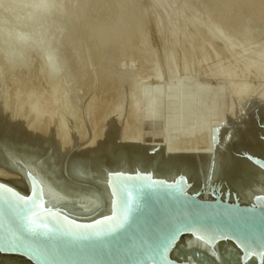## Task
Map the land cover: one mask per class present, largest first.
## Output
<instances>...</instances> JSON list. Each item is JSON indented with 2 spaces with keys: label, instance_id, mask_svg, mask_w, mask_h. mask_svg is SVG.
<instances>
[{
  "label": "rangeland",
  "instance_id": "374dc122",
  "mask_svg": "<svg viewBox=\"0 0 264 264\" xmlns=\"http://www.w3.org/2000/svg\"><path fill=\"white\" fill-rule=\"evenodd\" d=\"M63 1L51 0L44 21L0 5L2 131L50 145L62 161L108 155L127 137L144 147L171 138L192 157L238 131L262 137L264 0Z\"/></svg>",
  "mask_w": 264,
  "mask_h": 264
},
{
  "label": "water",
  "instance_id": "95a60500",
  "mask_svg": "<svg viewBox=\"0 0 264 264\" xmlns=\"http://www.w3.org/2000/svg\"><path fill=\"white\" fill-rule=\"evenodd\" d=\"M264 141V130L261 131ZM0 256L32 264H264V151L234 147L224 195L192 159L131 144L71 159L0 133Z\"/></svg>",
  "mask_w": 264,
  "mask_h": 264
},
{
  "label": "bare ground",
  "instance_id": "6f19581e",
  "mask_svg": "<svg viewBox=\"0 0 264 264\" xmlns=\"http://www.w3.org/2000/svg\"><path fill=\"white\" fill-rule=\"evenodd\" d=\"M53 1H55V0H52V2ZM59 1V0H58ZM85 2L87 1V0H84ZM90 1V0H89ZM121 1V0H120ZM51 2V0H0V5L1 6H3V7H8L9 9H10V11L12 10V12L14 11V13H15V11L16 12H23L24 13V16L26 17L25 19L28 21V20H33L34 18H35V20L36 21H38V20H43L41 17H48V15H50V16H52L51 15V6H52V2ZM61 2V1H60ZM63 2H65V0L63 1ZM68 2H69V0H68ZM88 2V1H87ZM92 2V1H91ZM94 2V1H93ZM122 2V1H121ZM54 3V2H53ZM98 3V2H97ZM125 3V2H124ZM123 3V4H124ZM55 4H57L56 2H55ZM62 4V3H61ZM61 4H60V6H59V8L61 7ZM73 4H74V2H73ZM89 4V3H88ZM117 4H118V2H117ZM122 4V5H123ZM64 5V4H63ZM92 5V4H91ZM94 5H96V3H94ZM114 5H116V4H114ZM114 5H113V7H114ZM128 5V4H127ZM196 5H198V4H196ZM74 6V5H73ZM73 6L70 8V9H73ZM119 6H121L120 4L118 5V7ZM132 5H128V7L130 8ZM175 6V5H174ZM127 7V8H128ZM1 8V7H0ZM56 8V6H54V9ZM58 8V9H59ZM85 8H86V6H85ZM112 8V7H111ZM131 8H132V10H131ZM129 10H131V11H135V10H133L134 9V7H131ZM53 9V8H52ZM53 9V10H54ZM63 9H65V8H63ZM76 9V8H75ZM87 9V8H86ZM123 11H125L124 9L125 8H121ZM1 10H5V9H1ZM60 10V9H59ZM74 10V9H73ZM89 10V9H88ZM119 10H120V7H119ZM129 10H127V12H129ZM10 11L8 10V12L10 13ZM57 11L58 10H56L55 9V11L54 12H56L57 13ZM80 11V10H79ZM78 11V12H79ZM113 11V10H112ZM53 12V11H52ZM67 12V11H66ZM68 12H70V11H68ZM74 12V11H73ZM92 12V11H91ZM90 12V13H91ZM4 13V12H3ZM77 13V12H76ZM123 13V12H122ZM138 13V12H137ZM136 13V14H137ZM13 14V13H12ZM19 14V13H18ZM18 14L16 15V17H18ZM63 14H65V11H63ZM67 14V13H66ZM74 14H75V12H74ZM119 14H121V13H119ZM128 14V13H127ZM170 14V13H169ZM59 15V14H58ZM58 15L56 14V16L58 17ZM71 15V14H70ZM73 15V14H72ZM75 15H77V14H75ZM92 15V14H91ZM117 15V14H116ZM128 15H130L131 16V14H128ZM247 15V14H246ZM20 16H22V14L20 13ZM38 16L40 17V19H36V18H38ZM80 16V15H79ZM110 16V15H109ZM124 15H122L121 16V19H122V17H123ZM135 16V15H134ZM134 16H131L132 18L134 17ZM138 16V15H137ZM141 16V15H140ZM139 16V17H140ZM23 17V16H22ZM55 17V16H54ZM53 17V18H54ZM61 17V18H60ZM87 17V16H86ZM160 17V16H159ZM45 18V19H46ZM52 17H50V18H48L49 20L47 21V22H51V19H53ZM59 18L60 19H64L63 18V15H62V13H60V16H59ZM58 18V19H59ZM68 18H70L69 16H68ZM67 18V19H68ZM76 18V17H75ZM79 18V17H78ZM81 18V17H80ZM109 18V17H108ZM113 18V17H112ZM117 18H119V17H117ZM131 18V19H132ZM22 19V18H21ZM56 19V18H55ZM71 19V18H70ZM69 19V20H70ZM103 19V18H102ZM129 20H130V18H128ZM23 20V19H22ZM26 20H24V22L26 21ZM65 20V19H64ZM64 20H62V22L64 21ZM72 20V19H71ZM117 20V19H116ZM115 20V21H116ZM123 20V19H122ZM126 20V19H125ZM138 20V19H137ZM136 19H135V22L137 23V22H139V21H141V20H139V21H137ZM143 20V19H142ZM44 21V20H43ZM56 21V20H55ZM54 20H52V22H55ZM59 21V20H58ZM61 21V20H60ZM118 21V20H117ZM117 21H116V23H117ZM132 21H134V19L132 20ZM132 21H130V22H132ZM35 22V21H34ZM33 22V23H34ZM57 22V21H56ZM65 22H67V21H65ZM93 22V21H92ZM97 22V21H96ZM28 23V22H27ZM69 23V22H68ZM98 23H99V21H98ZM116 23H114V24H116ZM126 23V22H125ZM124 23V24H125ZM67 24V23H66ZM95 24V23H94ZM139 24V23H138ZM68 25V24H67ZM66 25V26H67ZM97 25V24H96ZM99 25V24H98ZM111 25V24H110ZM118 25H123V24H121V23H119ZM130 25V24H129ZM133 25V24H132ZM131 25V26H132ZM102 26H104V25H102ZM134 26V25H133ZM96 27V26H95ZM98 27V26H97ZM96 27V28H97ZM100 27V26H99ZM107 27V26H106ZM111 27V26H110ZM115 27H116V25H115ZM125 27V26H124ZM127 27V26H126ZM125 27V28H126ZM95 28V29H96ZM104 28H105V26H104ZM117 28V27H116ZM118 28H120V30L122 31V29H121V27H118ZM123 28V27H122ZM129 28H131L130 26H129ZM133 28V27H132ZM132 28H131V31H132ZM3 29V28H2ZM78 30H79V28H78ZM112 30V29H111ZM110 30V31H111ZM114 30V29H113ZM119 30V31H120ZM120 31V32H121ZM124 31H125V29H124ZM123 32V31H122ZM126 33L128 32V31H125ZM73 33V32H72ZM103 33H104V30H103ZM108 34H109V32H107ZM117 33H118V31H117ZM129 33V32H128ZM132 33V32H131ZM51 34V33H50ZM93 34V33H92ZM115 34H116V31H115ZM124 34V33H123ZM133 34V33H132ZM4 35V34H3ZM55 35V34H54ZM82 35V34H81ZM80 35V36H81ZM102 35V34H101ZM122 35V34H121ZM128 35V34H127ZM129 35H131V34H129ZM32 36V35H31ZM108 36V35H107ZM110 36V35H109ZM111 36H112V33H111ZM119 36V35H118ZM15 38H14V41L17 43V42H20L19 44H21L22 43V41H21V39H23V38H18V37H16V35L14 36ZM21 37V36H20ZM55 37V36H54ZM82 37V36H81ZM112 37H114V36H112ZM5 38H6V36H5ZM4 38V39H5ZM104 38H105V36H104ZM107 38V37H106ZM105 38V41L106 40H108V38L106 39ZM124 38V37H123ZM127 38V37H126ZM128 38H130V37H128ZM110 39H111V37H110ZM113 39V38H112ZM114 39H115V37H114ZM121 39V38H120ZM1 40H2V38H1ZM6 40H10V39H6ZM24 40V39H23ZM26 40V39H25ZM68 40V39H67ZM119 40V39H118ZM3 41V40H2ZM110 41V40H109ZM10 42V41H9ZM13 42V41H12ZM25 43V46H24V48L26 47V45L28 44L27 42H25V41H23V44ZM27 43V44H26ZM108 43H110V42H108ZM119 43V42H118ZM18 44V45H19ZM12 45H13V43H12ZM16 45V44H15ZM17 45V46H18ZM100 45V44H99ZM102 45V44H101ZM14 46V45H13ZM16 46V47H17ZM23 46L21 47V49L23 48ZM20 47V46H19ZM30 47V46H29ZM101 51V50H100ZM109 51V50H108ZM101 53V52H100ZM111 54V53H110ZM19 66V65H18ZM55 73V72H54ZM56 75V74H55ZM55 75H53L54 77H57V76H55ZM52 76V75H51ZM55 78H53V80H54ZM52 80V79H51ZM181 95V94H180ZM235 98V97H234ZM234 98L232 97V98H230L231 99V101H234ZM236 99V98H235ZM259 118H260V120L261 121H264V110H261L260 112H259ZM261 118H263V119H261ZM164 120V119H163ZM210 121V120H209ZM163 122V121H162ZM192 122V121H191ZM230 125V124H229ZM174 126V125H173ZM229 127V126H228ZM234 127V126H233ZM233 127H232V129H233ZM163 128V127H162ZM172 128V127H171ZM212 128V127H211ZM164 129V128H163ZM210 129V128H209ZM159 130V129H158ZM187 131V130H186ZM226 132V131H225ZM241 131H238V134H236V135H233L234 136V138L230 141V142H228V143H225L224 145H219L220 144V142H219V144H218V146H216V147H211V148H213V149H208L207 151H205L204 153H202L201 155H199V156H196V157H192V156H190V155H188V154H186L185 153V155H187V156H189L191 159H192V161H193V164H194V166H195V168H196V171H197V173H198V176H199V179L200 180H202V181H204L205 183H203V185L201 186L202 187V192L203 193H201V198H209L210 196L208 195V193H209V191H213L214 193H217V192H219L220 194H222V195H224L225 193H226V191H229V186H228V176H229V173H230V171H231V169H232V166H233V155H234V147H235V145H236V143L238 142V141H241V140H244V141H246V142H248V143H250V144H252V145H254V146H256V147H258V148H260L261 150H263L264 151V141L261 139V138H259L258 136L257 137H254V139H255V141L252 139V137H248L249 139H250V141H248L247 140V138L245 139V137H243V132L242 133H240ZM0 133L1 134H4V135H6V136H9V137H12V138H14V139H17V140H21V141H26V140H24L22 137H20V136H13V135H11V134H9L8 132H4V131H2L1 129H0ZM163 133V132H162ZM162 133H160L159 135H161ZM166 133V132H165ZM177 133V132H176ZM189 133V132H188ZM226 133H228V134H231V133H229V132H226ZM214 134V133H213ZM181 135V134H180ZM196 135V134H195ZM201 135H202V133H201ZM205 135V134H204ZM222 135V134H221ZM220 135V136H221ZM211 136V135H210ZM250 136V135H249ZM127 137V136H126ZM161 137V136H160ZM160 137H158L157 139H159ZM171 137V136H170ZM180 137V136H179ZM134 137H132V140H129V137H127L126 139H125V141H123V143L122 144H119L118 146H116L114 149H113V151L111 152V153H113L114 151H116L117 149H120V148H122V147H125V146H128V145H131V144H137L136 143V138L135 139H133ZM218 140L219 138H217V137H215L214 136V141L212 142L213 144L212 145H214L215 146V142H216V139ZM220 138H222L223 139V137H220ZM157 139H152L151 140V144L150 145H147L146 147H144V146H142V144L139 146V144H138V146L140 147V148H142V149H144L145 151H147V152H151V151H153L155 148H157L158 146L157 145H159V143H158V141H157ZM181 139V138H180ZM192 139H194L193 137H192ZM196 139H198V138H196ZM205 139H207V138H205ZM221 139V140H222ZM168 141H170L171 142V138L170 139H167ZM220 140V139H219ZM164 141V140H163ZM200 141V140H199ZM223 141V140H222ZM222 141H221V143H222ZM27 142H30V141H27ZM169 142V143H170ZM205 142V141H204ZM32 143H38V144H40L41 146H42V148H48V149H52V151H53V153H54V155H55V157H56V159H57V161H58V163H59V165H60V167H61V169H62V171L63 172H65L66 171V166H67V163L71 160V159H74V158H76V157H79V156H94V157H98V156H100V155H104L106 158H108L109 157V155L111 154V153H109L108 155H106L104 152H101V153H98V154H96V155H92V154H86V155H72V156H70V157H68V158H66V160H63L62 161V159L60 158V157H58V155H57V152H56V149L55 148H53V147H51L50 145H46V144H42V143H40V142H32ZM169 143H168V145H169ZM172 144H174V142L172 143ZM176 144V143H175ZM204 144V143H203ZM166 143H165V145H162V146H160V148H161V150H162V153L164 154V155H168L169 153H171L172 151H173V148L171 149L169 146H168ZM211 145V146H212ZM171 146V145H170ZM202 146V145H201ZM204 146V145H203ZM173 147H175V149H176V146H173ZM181 147V146H180ZM179 148V147H178ZM204 148V147H203ZM189 149V148H188ZM174 151H177L178 152V150H174ZM186 152V151H185ZM188 152V151H187ZM179 153H182V154H184V152H179ZM0 170H2V169H0ZM3 172H5L7 175H9V176H13V178H15V179H20V177H18V176H16V175H14V174H9V173H7L6 171H4L3 170ZM2 172V173H3ZM4 173V174H5ZM5 174V175H6ZM5 175H2L1 174V172H0V178L1 177H4ZM12 257H10V256H0V264H24V263H21V262H24V259H20V257H18V258H14V260L13 259H11ZM17 260V261H16ZM18 261H20V262H18ZM32 264V263H31Z\"/></svg>",
  "mask_w": 264,
  "mask_h": 264
}]
</instances>
